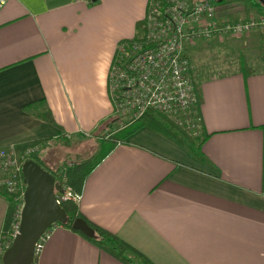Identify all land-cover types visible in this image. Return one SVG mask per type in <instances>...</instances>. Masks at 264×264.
Listing matches in <instances>:
<instances>
[{"label":"crops","instance_id":"obj_1","mask_svg":"<svg viewBox=\"0 0 264 264\" xmlns=\"http://www.w3.org/2000/svg\"><path fill=\"white\" fill-rule=\"evenodd\" d=\"M235 1L239 6L216 0L217 18H264L252 0ZM146 3L6 0L0 8V149L103 129L112 115L108 70L117 45L135 37ZM255 34L182 46L206 136L199 160L142 128L84 180L79 214L152 264H264V45ZM231 41L244 53L245 76ZM231 49L234 61L218 63V52ZM5 207L0 196V228ZM36 263L121 264L59 224Z\"/></svg>","mask_w":264,"mask_h":264},{"label":"built area","instance_id":"obj_2","mask_svg":"<svg viewBox=\"0 0 264 264\" xmlns=\"http://www.w3.org/2000/svg\"><path fill=\"white\" fill-rule=\"evenodd\" d=\"M5 1L0 0V8ZM254 29L264 34L263 17L220 20L210 0H147L135 40L117 45L107 73L112 114L134 119L153 110L173 119L177 126L185 124L195 135V131L199 132L200 120L196 115L192 66L183 55V44L238 37ZM36 150V147L29 148L19 156L11 148L0 149V187L19 198L21 206V164L31 160L29 157ZM54 179L62 188L56 203L71 201L77 205L80 195L65 188L59 177ZM18 222L19 213L9 240L16 234ZM48 235L45 231L38 238L33 256H38ZM6 247V243L0 244V257Z\"/></svg>","mask_w":264,"mask_h":264},{"label":"trees","instance_id":"obj_3","mask_svg":"<svg viewBox=\"0 0 264 264\" xmlns=\"http://www.w3.org/2000/svg\"><path fill=\"white\" fill-rule=\"evenodd\" d=\"M141 24L142 21L136 25L137 31L140 29ZM135 37L132 38V40H135ZM237 71L241 73L243 76L249 73V68L246 65L244 57L241 53L238 54ZM194 90H195L196 107H197L199 103L198 89L195 87ZM26 109L29 110V108ZM196 115H197V110H196ZM189 117L191 116L189 115L188 118ZM159 118L162 119L163 122H161ZM167 124H169V126L172 129H175L176 131L183 133V135L187 134V132L181 130V128L176 125V122L173 119L166 118L159 112L153 110H148L134 119H125V123L121 126V128H116L112 132H109L110 134L108 135V137L102 140V145L105 146L104 150L94 161L86 160L80 163H70L68 166H63L62 168H60L58 177L61 180L62 185L65 188L69 189L72 193L76 195H80L84 180L87 177V175L91 172V170L98 163H100V161L115 146L119 144L127 143V139L133 133H135L136 131L142 128H146L148 130L157 132L175 141L179 145H182L181 142L177 139L174 132H172L170 129L167 128ZM198 133L199 134H196L192 138H190L188 135H185L194 144L197 151L200 145L206 139V136L202 134L200 129ZM47 141H49V138L41 137V138L31 139L14 144L10 148L13 151H15L18 155H22L25 150L40 146L41 144H44ZM29 159L38 163V160L35 156L31 155ZM19 179L22 181L21 178ZM23 189H24V185L21 183V191ZM0 196L3 197L6 202V207L0 228V244L6 243V245L8 246L9 243L11 242V240H9V236L12 233V226L13 224H15L16 217L19 213L21 200L19 198H16L13 194L7 193V191L1 187H0ZM59 206L64 211L65 216L67 217V221L65 223L59 224L61 227L77 234L78 236H80L81 238H83L93 246H95L97 249L106 253L107 255L117 260L121 264H152L139 251L129 246L124 241L120 240L114 234L87 221L84 217H82L79 214L76 204L72 203L71 201H60ZM76 218H80L81 220H83L86 223V225L92 230L93 235L91 237L85 236L79 231L72 229L71 227L72 221ZM52 227L53 226H51L46 232H50ZM36 258H37L36 256H33V264H37Z\"/></svg>","mask_w":264,"mask_h":264},{"label":"water","instance_id":"obj_4","mask_svg":"<svg viewBox=\"0 0 264 264\" xmlns=\"http://www.w3.org/2000/svg\"><path fill=\"white\" fill-rule=\"evenodd\" d=\"M264 8V0H256ZM24 189L17 232L3 250L1 264H33V247L51 226L67 221L56 203L62 192L51 173L33 160H25L20 168ZM72 229L91 237L92 230L80 218L72 221Z\"/></svg>","mask_w":264,"mask_h":264},{"label":"rangeland","instance_id":"obj_5","mask_svg":"<svg viewBox=\"0 0 264 264\" xmlns=\"http://www.w3.org/2000/svg\"><path fill=\"white\" fill-rule=\"evenodd\" d=\"M212 3H216V0H210ZM223 4H232V6L237 7L239 6L238 2L235 0H221ZM252 3L258 6V8H262V6L256 1L252 0ZM260 6V7H259ZM251 18H257V17H251ZM256 33V34H255ZM257 35L263 42L264 45V34L259 29L251 30L250 32L243 34L244 35ZM241 37V36H238ZM234 37V38H238ZM223 39V38H222ZM220 39V40H222ZM230 47H234L238 49L237 52V60H238V54L241 53L244 57L245 63L246 58L244 56V53L242 50L237 46L236 42H229ZM227 46V45H225ZM230 53V55L228 54ZM247 53V52H246ZM221 54V55H220ZM233 55V50L230 51H224L218 52L217 56V62H233L235 59V56ZM217 62L215 66H218ZM247 65V63H246ZM205 70H213L211 66H208L205 68ZM164 116V115H163ZM166 117V116H165ZM168 118V117H166ZM160 119V118H159ZM161 122L162 119H160ZM125 123V119L121 116L111 115L110 118L106 121L105 125L103 126V129L97 130L95 133L90 134L88 136H84L82 138L73 139L70 138L68 140H51L47 141L44 144H41L40 146H37V150L35 153L32 154V156H35L38 160L39 165L45 169L46 171H49V173L52 174L56 179L59 174L60 168L63 166H68L70 163H79L82 161H94L104 150V145H102V140L107 138L110 134L109 132H112L116 128H121V126ZM181 130H184L187 132V134L190 138L194 137L196 134H199L195 131V135L192 131H189L186 129L185 124L182 126H179ZM167 128L170 129L174 134L176 135L177 139L181 142L182 145H178L183 147L187 153L194 159L199 160L198 151L196 150L194 144L183 135V133H180L176 131L175 129H172L169 124H167ZM40 148V150H39ZM20 156V155H19Z\"/></svg>","mask_w":264,"mask_h":264}]
</instances>
